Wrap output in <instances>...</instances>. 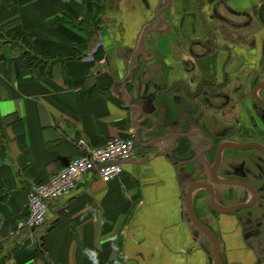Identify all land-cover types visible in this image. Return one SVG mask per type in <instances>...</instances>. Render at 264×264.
<instances>
[{"label": "crops", "instance_id": "0c3cea01", "mask_svg": "<svg viewBox=\"0 0 264 264\" xmlns=\"http://www.w3.org/2000/svg\"><path fill=\"white\" fill-rule=\"evenodd\" d=\"M196 1L0 0V264H213V239L187 218L197 165L173 157L172 97L142 96L185 79ZM116 137L136 140L123 173L86 174L29 229L32 186ZM219 213L205 218L223 262L264 264V234L245 238L252 226Z\"/></svg>", "mask_w": 264, "mask_h": 264}, {"label": "flooded vegetation", "instance_id": "af4514ba", "mask_svg": "<svg viewBox=\"0 0 264 264\" xmlns=\"http://www.w3.org/2000/svg\"><path fill=\"white\" fill-rule=\"evenodd\" d=\"M196 4L184 9L183 23L193 33L185 79L172 86L154 83L158 95L142 96H150L151 104L172 97L164 108L173 117L166 115L164 123L176 139L177 160L196 163L190 185L203 186L205 179L212 184L194 195V216L208 226L206 213L219 215L216 208L233 207L237 219L252 226L243 234L251 239L264 234V0ZM183 175L192 174L184 170ZM201 197L207 201L199 208ZM193 214L187 211L189 222L203 232Z\"/></svg>", "mask_w": 264, "mask_h": 264}, {"label": "built area", "instance_id": "2783aa9c", "mask_svg": "<svg viewBox=\"0 0 264 264\" xmlns=\"http://www.w3.org/2000/svg\"><path fill=\"white\" fill-rule=\"evenodd\" d=\"M101 45V41L97 43L93 56L88 57L89 61L95 60L94 55ZM135 150V138H111L106 144L86 149L82 155L74 157L46 183L34 184L29 192L26 226L29 229L43 227L48 222L50 203L54 199L72 195L86 174L95 173L106 183L120 176L124 171L123 163L136 156Z\"/></svg>", "mask_w": 264, "mask_h": 264}, {"label": "water", "instance_id": "95a60500", "mask_svg": "<svg viewBox=\"0 0 264 264\" xmlns=\"http://www.w3.org/2000/svg\"><path fill=\"white\" fill-rule=\"evenodd\" d=\"M173 157H175L177 159V149H175L173 151ZM197 186L201 187V185L191 186L190 192L187 195L188 206L190 208L191 214H193L191 197L193 195V190L197 189ZM234 209L235 208H233V207L231 209L230 208H220V207H219V209L216 208L217 212H221L224 214H230V213H232V211ZM193 216H194V214H193ZM194 220H195L196 225L199 226L206 235L208 234L211 237V239H213V242L215 245L214 249L216 252L217 264H224L223 260H222L221 252H220L221 251V244H220L219 239L217 238V235L213 231V229L210 226H204L203 224H201L196 216H194Z\"/></svg>", "mask_w": 264, "mask_h": 264}, {"label": "trees", "instance_id": "16d2710c", "mask_svg": "<svg viewBox=\"0 0 264 264\" xmlns=\"http://www.w3.org/2000/svg\"><path fill=\"white\" fill-rule=\"evenodd\" d=\"M101 51H102V48L99 47V50L95 53V58L98 59L101 56L100 55L101 54ZM106 78H108V76ZM111 80H112L111 77H109L108 82L111 83Z\"/></svg>", "mask_w": 264, "mask_h": 264}, {"label": "rangeland", "instance_id": "374dc122", "mask_svg": "<svg viewBox=\"0 0 264 264\" xmlns=\"http://www.w3.org/2000/svg\"><path fill=\"white\" fill-rule=\"evenodd\" d=\"M98 41L100 42V39Z\"/></svg>", "mask_w": 264, "mask_h": 264}]
</instances>
